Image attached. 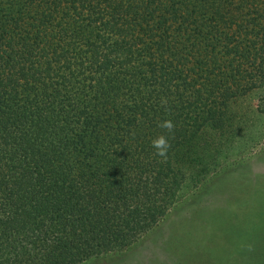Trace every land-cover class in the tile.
Segmentation results:
<instances>
[{
    "label": "trees",
    "instance_id": "obj_1",
    "mask_svg": "<svg viewBox=\"0 0 264 264\" xmlns=\"http://www.w3.org/2000/svg\"><path fill=\"white\" fill-rule=\"evenodd\" d=\"M263 85L264 0H0V264H84L149 233L237 155Z\"/></svg>",
    "mask_w": 264,
    "mask_h": 264
},
{
    "label": "rangeland",
    "instance_id": "obj_2",
    "mask_svg": "<svg viewBox=\"0 0 264 264\" xmlns=\"http://www.w3.org/2000/svg\"><path fill=\"white\" fill-rule=\"evenodd\" d=\"M241 106L247 116L224 144L237 155L190 183L149 233L84 264H243L245 256L264 257V226L255 227L264 220V85Z\"/></svg>",
    "mask_w": 264,
    "mask_h": 264
},
{
    "label": "clouds",
    "instance_id": "obj_3",
    "mask_svg": "<svg viewBox=\"0 0 264 264\" xmlns=\"http://www.w3.org/2000/svg\"><path fill=\"white\" fill-rule=\"evenodd\" d=\"M158 127L162 128L164 133H167L168 135L161 133L151 141V145L155 149L156 156L166 159L168 150L171 147L169 138L171 135H174L176 126L173 120L165 119L158 124Z\"/></svg>",
    "mask_w": 264,
    "mask_h": 264
},
{
    "label": "flooded vegetation",
    "instance_id": "obj_4",
    "mask_svg": "<svg viewBox=\"0 0 264 264\" xmlns=\"http://www.w3.org/2000/svg\"><path fill=\"white\" fill-rule=\"evenodd\" d=\"M264 197V194L262 195ZM263 213H264V210H263ZM249 225V223H248ZM264 226V220L262 222V224H256L255 227L258 228V227H263ZM249 227H251L249 225ZM252 237H254L253 235H251ZM250 237V236H249ZM248 237V238H249ZM248 240V239H247ZM241 252H242V249L244 250L245 252V248L243 246H240L239 247ZM247 254V253H245ZM244 256V255H243ZM257 257H260V258H257L256 259V262L253 261V258L249 259L248 257L245 256L244 260H243V264H264V257H261V256H257ZM240 263H241V259H239ZM236 263H238V260L236 261Z\"/></svg>",
    "mask_w": 264,
    "mask_h": 264
}]
</instances>
